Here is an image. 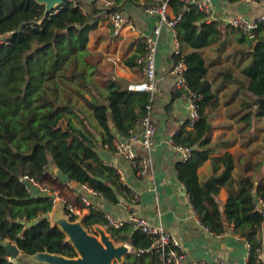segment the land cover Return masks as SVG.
Segmentation results:
<instances>
[{"label": "trees", "instance_id": "1", "mask_svg": "<svg viewBox=\"0 0 264 264\" xmlns=\"http://www.w3.org/2000/svg\"><path fill=\"white\" fill-rule=\"evenodd\" d=\"M171 7L175 16L183 13L176 26L181 54L173 55V64L184 61L186 92L198 97L199 113L194 127L183 129L174 138L176 146L192 150L190 159L177 164L179 179L200 223L217 236L233 227L252 246L247 264H257L264 236V178L258 175L263 160L252 166L254 171L256 168L252 175L247 171L235 180V157H211L212 174L203 182L199 176V169L221 146L212 142L209 111L218 106L219 97L202 50L219 45L223 51L224 33L221 25L208 23L207 16L195 7L184 12L180 0H172ZM45 11L46 5L36 0H0V264H29L15 263L7 244L28 257L39 253L77 256L63 230L45 218L53 211L52 197H34L22 178L46 182L53 166L68 175L70 182L87 185L117 203L115 190L125 188L121 176L104 165L96 148L103 143L114 149L117 137L112 126L121 136H129L151 101L149 93L130 91L124 79H112L105 90L100 88L97 67L88 51L89 33L97 27L100 14L97 8L85 14L80 1L70 0L47 17ZM240 34L248 51L235 55H239L240 65H244L241 74L248 81L245 92L250 99L243 108L249 110L245 118L252 125L256 111L255 117L264 118V110L259 109V100H264V23L251 36ZM140 45L139 53L124 62L126 66L136 67L137 59L145 55L144 40ZM186 48L191 50L184 53ZM222 75L224 80H238L232 71ZM183 95V91L176 93V97ZM84 108L92 111L101 142L81 118ZM222 188L229 192L225 204L218 197ZM68 217L78 221L75 215ZM34 221L36 224L29 225ZM81 223L89 233L97 226L105 227L114 243L132 247L137 263L149 257V264H158L155 255H136L152 245V238L142 231L128 224L120 229L110 227L104 213L94 209Z\"/></svg>", "mask_w": 264, "mask_h": 264}, {"label": "crops", "instance_id": "2", "mask_svg": "<svg viewBox=\"0 0 264 264\" xmlns=\"http://www.w3.org/2000/svg\"><path fill=\"white\" fill-rule=\"evenodd\" d=\"M77 1L81 2L85 14L92 13L96 8L92 0ZM115 1V8L124 14L127 21V27L122 31L121 36L117 38L113 36L111 24L101 14L97 16V27L89 33V58L97 67L96 80L103 90L108 81L112 79H124L129 83L128 85L145 80L140 67L130 68L124 62L132 55L139 53L144 37L151 33L154 25L159 24L157 15H149L145 11L150 0ZM211 1L213 4L211 18L213 22L221 25L224 33L222 40L224 49L220 51L219 45H214L203 49L202 54L208 62L209 78L219 97L218 106L209 111L213 126L212 142H220L221 146L199 169L201 182L212 174L211 157L226 154L235 157L234 179L239 180L246 175L247 171V175H252L256 171V168L254 171L252 166L257 165V162L264 156V118L255 117L257 111L253 115L252 125L249 124V119L245 118L249 112L248 109L243 108L250 99V94L245 92V85L248 81L241 74L244 65H240L239 55H235L236 51H248V43L240 42V33L250 36L252 33L236 29L230 24L233 18L242 17L246 22L260 26L264 23V21H259L264 17V0ZM169 12L171 16H175L172 7ZM132 27L135 29L134 32L131 30ZM158 43L156 74L158 91L152 106V119L157 131L154 138L151 177L147 179L141 177L132 161L116 152L115 149L100 143L96 148L99 157L104 165L117 171L125 187L115 190L117 203H112L101 194L90 193L86 189L89 187L87 185L70 181L67 184L62 183L56 176L57 168L53 166L49 169L50 180L38 183L31 189V194L34 197L49 196L43 192V189L47 188L54 197L72 201L81 209L80 215L77 216L78 221L88 215L91 209L103 212L105 218L111 216L117 220L127 221L130 210L135 208L140 217L153 225L162 226L168 234L179 241L186 261L213 264L218 259H226L231 264H246L249 258L247 241L241 238L233 227L220 236L205 228L200 223L186 188L179 179L177 164L182 162V155L174 143V138L183 129H192L187 125L190 120L189 94L177 87L172 75V68L175 65L172 60L173 55L177 49H180V45L177 37L175 38L167 25L163 26ZM190 50L186 48L184 53ZM227 71H232L235 78L243 84H240L238 80H230L229 77L224 80L222 73ZM179 91H183L184 95L176 97ZM81 118L84 119L88 130L96 136V140L101 142L102 136L96 129L97 121L92 111L84 108ZM112 128L117 137L115 141L126 138L117 132L115 126ZM142 129L140 120L132 132L139 133ZM137 150L142 153L139 147ZM258 169H260L258 170L259 178H264V167ZM134 192L140 193V199L136 203L132 198ZM81 197H87L90 205L85 206L81 202ZM218 197L225 204L229 197L228 190L222 188ZM64 208L63 203L58 201L56 208L50 214V219H54L53 222L51 221L52 224L62 218L69 220ZM97 228H102L106 232L101 226L93 230L97 231ZM149 261V257H143L141 264H149ZM119 264H138L133 251H128Z\"/></svg>", "mask_w": 264, "mask_h": 264}, {"label": "built area", "instance_id": "3", "mask_svg": "<svg viewBox=\"0 0 264 264\" xmlns=\"http://www.w3.org/2000/svg\"><path fill=\"white\" fill-rule=\"evenodd\" d=\"M172 0H150L149 4L145 7V11L149 15H157L159 17V24L154 25L150 34L144 37L146 53L137 59V66L140 67L145 76V80L140 83H133L128 86L130 91L146 92L151 96L150 104L146 106V116L141 119L142 130L139 133L131 132L126 138L118 139L114 142V149L125 158L132 161L138 174L143 178L151 177V170H153V150L154 138L156 136L157 127L152 119L153 101L155 94L158 91L157 86V60L159 52V37L162 33L163 26L167 25L172 31L175 38L177 37L176 26L181 21L183 13L178 16H171L169 9L171 8ZM184 4V12L189 11L191 7L197 8L207 16V22L212 21L213 4L211 0H180ZM254 1V0H252ZM92 3L100 11V14L106 17L111 24L114 37H120L122 31L127 27V21L122 12L117 10L115 0H92ZM260 22L264 21V17L259 19ZM232 27L240 29L245 32H251L258 28V24H250L242 17H235L230 20ZM133 32L135 29L132 27ZM180 55V49L175 52ZM186 65L181 59L175 63L172 68V75L174 76L176 85L181 90L189 91L186 79L184 76ZM188 108L190 113V120L188 126L194 127L196 120L199 117L197 100L198 97L190 93L188 95ZM142 150L139 153L137 148ZM182 155V161H187L191 158L192 150L183 146H176ZM28 185L29 191L38 185V183L31 177L25 176L22 178ZM90 193L100 194L97 191L86 187ZM43 192L53 199V209L56 208L57 202L61 201L64 209L69 216H79L81 209L66 198H56L51 191L47 188ZM51 194V195H50ZM133 202L136 203L140 199V193L134 192L132 195ZM81 202L85 206H89L90 202L87 197H81ZM110 227L120 229L125 225H130L135 230H140L152 238V245L149 249L140 250L137 256L155 255L158 259V264H208L205 262H188L186 256L181 252V245L179 241L168 234L162 226H156L148 222L146 219L139 216L138 211L133 208L130 210V215L127 221L117 220L111 216L106 217ZM130 251H133L131 246ZM247 249L251 251L252 246L247 242ZM258 263L264 264V236L261 247L257 250ZM13 258V257H12ZM248 262V261H247ZM213 264H231L226 259H218ZM247 264V263H246Z\"/></svg>", "mask_w": 264, "mask_h": 264}, {"label": "water", "instance_id": "4", "mask_svg": "<svg viewBox=\"0 0 264 264\" xmlns=\"http://www.w3.org/2000/svg\"><path fill=\"white\" fill-rule=\"evenodd\" d=\"M38 3L46 5L45 17L52 13L55 9L63 6L70 0H36ZM253 31H251L252 33ZM253 38V37H252ZM255 41V39L253 38ZM259 109L264 110V100H259ZM116 131V129H114ZM57 178L64 184L69 183L70 178L64 174L60 169L55 170ZM104 182L103 179L99 178ZM46 219H50V215L45 216ZM36 224V221L29 223V225ZM55 225L59 226L63 232L70 236L69 242H71L76 249L77 253H80V258L72 259L64 256L39 253L42 255L35 256L39 263L45 264H57L51 261L58 260L60 264H115L118 260L122 262L123 258L128 254L130 248L126 244L116 246L111 237L103 235V241L101 242L97 236L89 234V232L83 227L81 221L71 222L68 219L62 218L55 222ZM99 235L103 233L108 234L102 228H97ZM6 250L8 254L17 259L22 252L13 244H7ZM38 255V254H37Z\"/></svg>", "mask_w": 264, "mask_h": 264}, {"label": "rangeland", "instance_id": "5", "mask_svg": "<svg viewBox=\"0 0 264 264\" xmlns=\"http://www.w3.org/2000/svg\"><path fill=\"white\" fill-rule=\"evenodd\" d=\"M260 160H264V156H262V158L260 159ZM257 163H259V162H257ZM53 212V211H52ZM50 215V214H49ZM68 216V215H67ZM50 221H52L53 222V218H51V219H49ZM51 222V223H52ZM77 222V221H76ZM104 229H105V227H104ZM106 230V229H105ZM89 234H91V235H95V236H97L98 238L100 237L99 236V233H98V231H96V230H92V231H90V233ZM67 235V234H66ZM67 237H68V240L70 239V236L69 235H67ZM115 245L116 246H120L121 244H118V243H115ZM39 255H42V254H38V255H34V256H23L22 254L21 255H19V257L17 258V259H14L13 258V260H14V262L15 263H20V262H24V263H29V264H36V263H39L38 262V260H36L34 257L35 256H39ZM72 258H75V259H77V258H80V253L78 252V254H77V256H75V257H72ZM117 262H115V264H119V261L118 260H116ZM129 262V261H128ZM142 262H140V263H138V264H141Z\"/></svg>", "mask_w": 264, "mask_h": 264}, {"label": "bare ground", "instance_id": "6", "mask_svg": "<svg viewBox=\"0 0 264 264\" xmlns=\"http://www.w3.org/2000/svg\"><path fill=\"white\" fill-rule=\"evenodd\" d=\"M30 192H31V191H30ZM103 235H105L106 237H109V235L106 234V233H103L102 235H99L100 237H99L98 239H99L101 242L103 241ZM72 259H75V258H72ZM51 262H52V263L60 264L58 260H54V259H53V261H51Z\"/></svg>", "mask_w": 264, "mask_h": 264}]
</instances>
